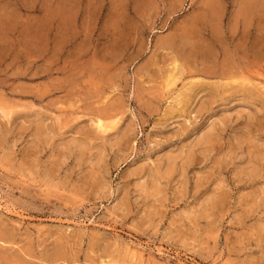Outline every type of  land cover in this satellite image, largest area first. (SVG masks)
<instances>
[{
  "label": "rangeland",
  "instance_id": "374dc122",
  "mask_svg": "<svg viewBox=\"0 0 264 264\" xmlns=\"http://www.w3.org/2000/svg\"><path fill=\"white\" fill-rule=\"evenodd\" d=\"M0 264H264V0H0Z\"/></svg>",
  "mask_w": 264,
  "mask_h": 264
},
{
  "label": "bare ground",
  "instance_id": "6f19581e",
  "mask_svg": "<svg viewBox=\"0 0 264 264\" xmlns=\"http://www.w3.org/2000/svg\"><path fill=\"white\" fill-rule=\"evenodd\" d=\"M192 90V89H191ZM182 104V103H181ZM117 114V113H116ZM100 116V115H99ZM102 116V115H101ZM101 120V119H100ZM103 122V121H102ZM99 125V124H98ZM213 145V144H212ZM203 150V149H202ZM201 151V150H200ZM213 152V151H212Z\"/></svg>",
  "mask_w": 264,
  "mask_h": 264
}]
</instances>
